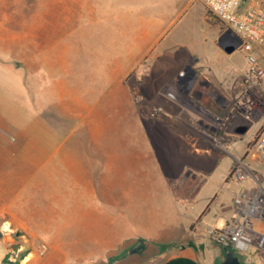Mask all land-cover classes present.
<instances>
[{"label": "crops", "instance_id": "1", "mask_svg": "<svg viewBox=\"0 0 264 264\" xmlns=\"http://www.w3.org/2000/svg\"><path fill=\"white\" fill-rule=\"evenodd\" d=\"M40 1L31 14L37 23H25L22 31L94 35L84 40L70 39L68 57H59L52 66L39 62L33 73L27 56L14 61L0 52V226L29 227L33 219H68L69 232L75 226L79 234L80 225L85 229L95 221L101 225L100 239L108 241L105 248L133 242L134 258L125 259L129 264H215V260H223V250L204 238L200 229L208 219H196L195 213L186 218L180 211L188 212L194 203V199L180 200L185 197L184 191L194 189L196 196L209 183L222 188L235 179L232 171L239 160L264 181V165L247 156L255 133L264 127V100L250 106L242 98L238 81L248 67L239 70L231 54L218 45L221 24L212 22L199 0ZM194 3L204 9L203 16L216 27L212 41L201 47L179 41L177 30L172 31L178 18ZM47 4L53 5L52 12ZM9 15L18 14L8 10L7 0H0V16ZM50 15L56 19L51 28L45 27ZM4 25L0 24V31L13 30ZM130 32L135 33L133 43L124 47L120 41ZM141 40L152 50L147 68L166 78V143L178 146L177 124L188 131L181 135L187 143L185 148L169 159L172 167L183 160L193 166L192 178L178 186L171 180L181 176L163 175L153 154L143 147L146 141L135 135L133 93L126 81L147 58L137 44ZM6 45L7 40L0 42V47ZM254 52L262 66L264 49ZM39 69L51 81L47 93L44 90V100L40 91L32 88L34 79L41 77ZM5 71L22 74L15 90L11 75L12 83L5 87ZM59 73H68L69 79H58ZM105 76L114 80L110 89L116 88L115 103L92 107L89 94ZM184 77L189 79L182 83ZM83 80H88L85 89L77 86ZM110 112L122 134L92 137L88 129L94 122L105 125ZM236 119L252 122L251 137L246 136L249 131L243 136L229 131ZM241 143L245 146L240 147ZM113 171L115 174L110 173ZM178 189L182 195L173 194ZM161 192L170 195L165 203L178 219L172 214L162 218L155 214L153 200ZM212 200L209 206L215 203L219 208L212 220L225 227L232 220V204ZM110 205H121L120 218L112 216ZM81 237L92 240L91 236Z\"/></svg>", "mask_w": 264, "mask_h": 264}, {"label": "rangeland", "instance_id": "2", "mask_svg": "<svg viewBox=\"0 0 264 264\" xmlns=\"http://www.w3.org/2000/svg\"><path fill=\"white\" fill-rule=\"evenodd\" d=\"M10 0H7V8L11 10L13 13H17L18 15H9V16H0V24H6L7 28H12V31L3 32L0 31V42L7 40L6 47H0V52L3 53L4 56H12L14 61H19L21 57H28L29 59V70L30 72H34L39 62H43L45 66H52V63L56 61L59 57H68L71 49L68 47V43L70 39L74 40H84L87 38H91L94 33H85V32H59V31H22L21 28L25 23H37L36 17H32V13L36 12L38 9V4L40 0H12V6L9 3ZM48 11L52 12L53 5L47 4L45 6ZM22 8V9H21ZM24 13V14H21ZM212 22L219 24V21L212 16L209 12H207ZM204 9L200 8L198 3H194L189 8L184 11V13L178 18L177 23L172 27V31L178 32V40L188 43H193L195 45L201 44L208 45L212 39L213 34L215 32L216 27H213L210 23L207 22L206 18L203 16ZM35 18V20H34ZM38 19V18H37ZM49 23L45 27H52V24L55 23L56 19L54 16L50 15L49 19H46ZM223 30V29H222ZM223 34V33H222ZM135 33L130 32L129 36L122 38L120 42H123L124 47H130V44L133 43ZM136 39V37H135ZM137 44L140 45L142 51L145 52L147 58L139 64L136 73L141 72L147 66V62L149 61V56L152 53V50L146 48V41H138ZM262 47L255 46L254 49ZM253 49V52H254ZM77 51L80 48L76 49ZM82 51L84 50L81 49ZM115 52L111 54L114 57ZM85 54V53H84ZM255 54V52H254ZM256 55V54H255ZM87 56V55H86ZM231 60L236 64L239 70L242 72L247 69L248 64L246 60V54L240 50L239 48L235 50L231 55ZM261 63L264 67V54H261ZM112 66V65H110ZM116 66V65H114ZM40 70V69H39ZM117 71V70H115ZM41 73V77H37L34 79V83L32 88L35 90H39L41 95L40 97L44 100V93L48 91L51 86V81H49V77L45 74L42 69L39 71ZM116 73V72H115ZM5 75H7L6 86L10 87L12 81L9 80V75H11V79L14 81V90L16 88L15 84H18L21 73L20 71L15 72L14 75L11 73L8 74L5 71ZM64 77V79H69V75L67 74H58V79ZM84 77V75H83ZM96 81V79H93ZM112 78L110 76L104 77L101 84L100 81L97 83V88L94 89L93 94H89L88 102L92 103V107H108L107 105H114L116 98V88L111 90V85L114 84ZM91 83V82H90ZM88 85V80H83L79 85L80 88L85 89ZM0 86L2 83L0 82ZM47 89V90H46ZM102 91V99H100L99 94ZM110 89V90H108ZM44 90H46L44 92ZM81 90V89H80ZM43 91V92H42ZM262 100L259 102L262 103ZM110 107V106H109ZM114 113L110 112V120L104 125L100 122H94L92 127L88 129V132L92 137H103L107 135V137H117L121 135V127L117 125L116 119L111 117ZM96 113L93 114V117ZM91 119V115L88 117V123ZM251 131L247 133V137H251ZM127 134V133H126ZM250 134V135H249ZM104 146V145H103ZM112 146L111 144L109 145ZM244 144H240V147H244ZM111 168V166H110ZM112 171V169H110ZM115 174V172H110ZM192 175L181 176V178L172 179L173 185L180 183L181 181L187 180V178H192ZM115 179V175H112ZM214 182H216L213 179ZM170 182V179H169ZM240 184L236 179H230L228 184H223L222 188L216 187L215 185L206 184L203 189H200L199 193L196 194L194 198L193 205L189 208L188 212L184 211V209H180L181 213L184 214V217H194L197 214L196 219H208L205 220L200 226L202 229L203 237L206 239H210L207 228L213 227L218 231H221L223 227L220 224L215 225L212 219H215V216L219 214V208L217 205L212 204L209 206L210 201L222 203H230L233 195V190L239 188ZM233 191V192H232ZM174 195H179L177 191L173 192ZM169 194L165 192L159 193L155 200H153L154 204L157 206L156 215L159 218H162L164 215H171L174 219H178L177 215L171 212V207L165 203L169 198ZM164 200V202L162 201ZM113 202V199H110V203ZM115 203V201H114ZM152 203V204H153ZM113 204V203H112ZM209 206V210L206 209ZM111 208L109 210L113 217L121 216L120 209L121 205L114 206L110 205ZM106 208V207H105ZM218 208V209H217ZM107 209V208H106ZM108 211V209H107ZM114 211V212H113ZM206 211V212H205ZM205 212V213H204ZM32 225L29 227L26 226H15V225H2L0 226V237L5 236V241L7 244H11L12 246L15 243H21L23 251L26 252V256L23 260L28 258L26 264H129L130 260L126 257H130V259L134 258V253L132 252L135 245L133 242H124L121 245L118 244L114 247L105 248L108 243L107 240H101V225L92 222L90 225H86V228L83 229V225H80V233L77 234L74 230L69 232V223L68 219H33ZM91 227V228H90ZM86 232V233H85ZM84 233V234H83ZM91 236L92 240H83L81 236ZM11 236L12 239L8 238ZM211 240V239H210ZM105 246V247H104ZM215 247L224 250L219 245L215 244ZM136 248V247H135ZM88 252V254H84ZM224 252V251H223ZM235 256L239 259V261L243 264H247L248 258L251 257V252H240L237 250H233ZM10 253V252H9ZM224 256V253L222 257ZM8 257V256H7ZM223 260L217 259L215 260V264H221ZM23 262V261H22ZM22 262L20 264H22ZM5 264H16L8 258L5 260ZM252 264H261L259 263V259L255 257L253 259Z\"/></svg>", "mask_w": 264, "mask_h": 264}, {"label": "built area", "instance_id": "3", "mask_svg": "<svg viewBox=\"0 0 264 264\" xmlns=\"http://www.w3.org/2000/svg\"><path fill=\"white\" fill-rule=\"evenodd\" d=\"M199 1L219 21L226 37L241 41L239 49L246 54L248 69L239 79L238 85L243 90L242 98L247 104H259L264 98V67L260 65L253 49L255 46L264 49V0ZM247 156L264 165V127L255 133L247 149ZM232 175L242 185L232 196V220L221 231L208 227L207 233L213 243L225 250L251 252L248 258L250 264L255 257L259 263L264 264V181L241 160ZM248 182L253 184L248 186ZM177 192L182 195L180 190ZM194 192V189L184 191L185 197L180 200L194 199ZM8 238L12 239L11 236ZM5 239V236L0 237V264H5L12 250L11 244H7Z\"/></svg>", "mask_w": 264, "mask_h": 264}, {"label": "flooded vegetation", "instance_id": "4", "mask_svg": "<svg viewBox=\"0 0 264 264\" xmlns=\"http://www.w3.org/2000/svg\"><path fill=\"white\" fill-rule=\"evenodd\" d=\"M165 75L156 76L146 68L128 77L127 84L132 87V100L135 107V135L146 142L143 147L153 154L159 171L167 177L188 176L193 174V166L186 160L181 165L172 167L170 158L176 157L182 147L185 148V140L181 135L186 134L187 129H181L177 124L178 146L166 143L165 124L168 122L165 111L166 82ZM189 77L181 78L184 83ZM222 264V263H221Z\"/></svg>", "mask_w": 264, "mask_h": 264}, {"label": "water", "instance_id": "5", "mask_svg": "<svg viewBox=\"0 0 264 264\" xmlns=\"http://www.w3.org/2000/svg\"><path fill=\"white\" fill-rule=\"evenodd\" d=\"M218 45L226 54H232L235 50L239 48V46L241 45V41L238 39H230L226 37L225 34H222L218 39ZM251 126L252 122L248 119H236L234 124L229 127V131L243 136L250 130ZM223 251L224 256L222 264H243L235 256L233 251L225 249ZM25 256L26 252L23 251L22 244L15 243L12 246L11 252L9 253L8 260L16 264H20Z\"/></svg>", "mask_w": 264, "mask_h": 264}, {"label": "bare ground", "instance_id": "6", "mask_svg": "<svg viewBox=\"0 0 264 264\" xmlns=\"http://www.w3.org/2000/svg\"><path fill=\"white\" fill-rule=\"evenodd\" d=\"M27 261H29L28 258H26L25 260H23L22 264H26Z\"/></svg>", "mask_w": 264, "mask_h": 264}]
</instances>
